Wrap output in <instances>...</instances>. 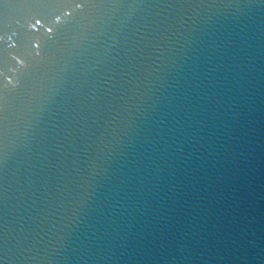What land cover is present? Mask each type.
Masks as SVG:
<instances>
[{"label": "water", "instance_id": "water-1", "mask_svg": "<svg viewBox=\"0 0 264 264\" xmlns=\"http://www.w3.org/2000/svg\"><path fill=\"white\" fill-rule=\"evenodd\" d=\"M0 264H264V0H0Z\"/></svg>", "mask_w": 264, "mask_h": 264}]
</instances>
